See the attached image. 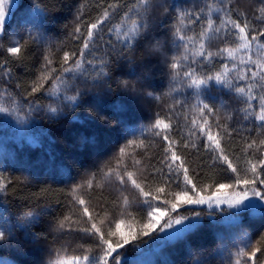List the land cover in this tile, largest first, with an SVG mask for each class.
Listing matches in <instances>:
<instances>
[{
  "label": "trees",
  "instance_id": "16d2710c",
  "mask_svg": "<svg viewBox=\"0 0 264 264\" xmlns=\"http://www.w3.org/2000/svg\"><path fill=\"white\" fill-rule=\"evenodd\" d=\"M18 13V51L0 35V118L22 144L0 264H264V0Z\"/></svg>",
  "mask_w": 264,
  "mask_h": 264
},
{
  "label": "rangeland",
  "instance_id": "374dc122",
  "mask_svg": "<svg viewBox=\"0 0 264 264\" xmlns=\"http://www.w3.org/2000/svg\"><path fill=\"white\" fill-rule=\"evenodd\" d=\"M16 6H17V0H0V35L2 33H6L7 34V38H8V47L10 49L11 52L16 53L18 51L19 48V30H20V25L22 24V18L20 17L21 13H18L17 16H15V10H16ZM1 103V102H0ZM0 114L1 113V108H0ZM1 119V118H0ZM0 121H4L5 123L2 124V126L0 127V240H2L3 238V234L5 231H3V227L4 223H3V219H4V212H5V205L3 203V196H4V183L5 180L10 176V172L7 171L6 169V165L5 160L7 158V160L9 159V157H12L13 154V145L15 146V144H18L20 147H22V144L19 140V137L14 135V125L15 124H11L9 119H6V117L4 119H1ZM6 127V131L3 130V128ZM13 129V130H12ZM8 130V131H7ZM28 142L34 144L35 142L32 140V138L28 139ZM36 145V144H35ZM101 152V150H98L96 152V154H99ZM5 165V166H4ZM233 189H231L230 187H221L219 188V197H220V202L221 204H225V202L228 200H234L236 198H238V196L235 195V192H232ZM235 197H232L234 196ZM183 199L181 201V203H186L189 201L190 197L188 195H184L182 197ZM29 220L33 221L34 220V216L30 215L28 217ZM28 219L26 218V222L28 221ZM24 223L22 222L21 225H23ZM160 224V219L159 217H155L151 220H149V222L145 225V229L149 232L154 231ZM189 224L185 223V224H179L177 225L173 230L172 234L173 237L178 236L179 234H181V230L184 231V229H187V226ZM189 227V226H188ZM123 229L121 230V232L123 233ZM177 232H179L178 234H176ZM254 246L248 245L247 249L249 252H251L252 250H254L253 248ZM60 264H71L70 262H66L62 261L60 262Z\"/></svg>",
  "mask_w": 264,
  "mask_h": 264
}]
</instances>
